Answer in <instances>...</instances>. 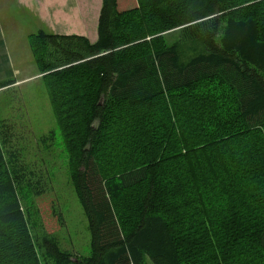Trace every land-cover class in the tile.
<instances>
[{"label": "trees", "instance_id": "obj_1", "mask_svg": "<svg viewBox=\"0 0 264 264\" xmlns=\"http://www.w3.org/2000/svg\"><path fill=\"white\" fill-rule=\"evenodd\" d=\"M137 3L102 0L95 42L28 36L90 253L33 221L48 180L2 122L0 264H264V0Z\"/></svg>", "mask_w": 264, "mask_h": 264}, {"label": "rangeland", "instance_id": "obj_2", "mask_svg": "<svg viewBox=\"0 0 264 264\" xmlns=\"http://www.w3.org/2000/svg\"><path fill=\"white\" fill-rule=\"evenodd\" d=\"M98 1L91 0V6ZM137 2L128 0L127 8L137 6ZM70 12L68 27H79L81 18ZM0 22V40L6 41L7 56L12 57L14 67L21 70L19 75L12 74L10 69L5 72L2 62L4 69H0V81L14 80L31 74L32 70L37 71L27 34L37 32L40 27L45 29L44 24L34 12L19 5L16 0H0ZM89 32L92 33V30ZM3 53V46L0 45V65ZM2 122L12 132L11 144L16 149L12 157H18V163L33 167L43 175L44 181L48 180L43 182L45 191L33 196L32 206L37 211L33 221L40 225L39 228L55 235L64 249L77 256L89 255L88 221L69 180L67 156L57 141L49 147L40 141L42 135L56 127L48 89L42 78L35 77L22 84L0 88V126ZM22 202L25 207L24 200ZM75 258L78 259L74 256L73 260Z\"/></svg>", "mask_w": 264, "mask_h": 264}, {"label": "crops", "instance_id": "obj_3", "mask_svg": "<svg viewBox=\"0 0 264 264\" xmlns=\"http://www.w3.org/2000/svg\"><path fill=\"white\" fill-rule=\"evenodd\" d=\"M16 2L21 6H26V8L34 12L40 23L44 24V30L48 32L55 34L82 35L89 38L91 42H95L98 39V20L102 0L94 4L95 6L93 7L90 4L91 0H16ZM127 2L128 1L120 0V5L127 9ZM70 11L75 12L77 17L81 18L82 22L79 27H68V15L72 13ZM84 22H87V24L85 25ZM40 29L43 28L40 27ZM0 30L2 31L1 22ZM90 30H92V33L89 32ZM29 35L30 33L27 34V39ZM27 43L29 45V41ZM5 44L6 41L4 39L0 40V45L3 46L4 49V53L1 55L4 59L3 63H7V69H10L12 74L15 73L19 75L21 74V70L19 71L17 67H14L12 57L7 56ZM7 69H5V72ZM35 77L41 78V74L38 70H32L31 74L24 75L21 78H15V82L11 85L18 83L22 84Z\"/></svg>", "mask_w": 264, "mask_h": 264}, {"label": "water", "instance_id": "obj_4", "mask_svg": "<svg viewBox=\"0 0 264 264\" xmlns=\"http://www.w3.org/2000/svg\"><path fill=\"white\" fill-rule=\"evenodd\" d=\"M75 260H77V258H75Z\"/></svg>", "mask_w": 264, "mask_h": 264}]
</instances>
